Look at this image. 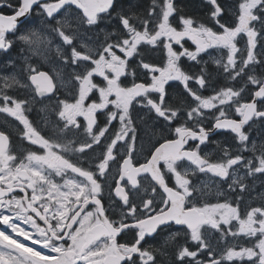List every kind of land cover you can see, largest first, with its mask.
I'll return each instance as SVG.
<instances>
[{
    "label": "snow or ice",
    "instance_id": "snow-or-ice-1",
    "mask_svg": "<svg viewBox=\"0 0 264 264\" xmlns=\"http://www.w3.org/2000/svg\"><path fill=\"white\" fill-rule=\"evenodd\" d=\"M204 4L0 0V264H264V0Z\"/></svg>",
    "mask_w": 264,
    "mask_h": 264
},
{
    "label": "flooded vegetation",
    "instance_id": "flooded-vegetation-1",
    "mask_svg": "<svg viewBox=\"0 0 264 264\" xmlns=\"http://www.w3.org/2000/svg\"><path fill=\"white\" fill-rule=\"evenodd\" d=\"M150 2V0H141L142 5L146 6L148 3ZM230 2V0H229ZM176 3L178 5V7H180L181 9H183V13L185 15H189L192 16L198 20H205V14L207 12V8L204 4V0H176ZM3 13L5 14H10L11 10L4 8L2 9ZM23 21V18H21ZM35 19V17H29V20H33ZM24 23H27L26 21L23 22L21 24V27L23 28ZM115 22L113 21L111 24H109L108 26V30L111 31L112 27L114 26ZM102 27H104V24L101 25ZM11 38V37H10ZM103 38V36L101 35V39ZM190 47H194L191 45L190 42H188V45ZM19 53V45H17L16 47H14L12 50H10L9 53L4 54V53H0V64H3L6 60L8 59H12L15 58ZM205 59H207V56H205ZM187 63V62H186ZM210 68H214V65H209ZM123 79V78H122ZM97 82L99 83L100 80L99 78H97ZM125 83H128L127 80H125ZM93 99H96V96L92 97ZM34 115V114H33ZM103 121V117H101V122ZM11 130V129H10ZM255 135V133H254ZM13 138H14V142L17 144V146L19 145V141L18 139L15 137V132L13 131ZM226 139V135L224 133H217L215 135H213L211 137L212 141H223ZM150 147L149 143L147 142V140L144 141V151L146 152L147 149ZM216 146L213 143H209L208 147L205 149V151H211L212 149H214ZM261 180H264V178H260L256 181V188L255 191H253L250 195L252 197H255L257 193L264 191V183L261 182ZM263 184V185H262ZM257 203H259V201H256ZM123 242V241H122Z\"/></svg>",
    "mask_w": 264,
    "mask_h": 264
},
{
    "label": "bare ground",
    "instance_id": "bare-ground-1",
    "mask_svg": "<svg viewBox=\"0 0 264 264\" xmlns=\"http://www.w3.org/2000/svg\"><path fill=\"white\" fill-rule=\"evenodd\" d=\"M206 18V17H205ZM263 185V184H262Z\"/></svg>",
    "mask_w": 264,
    "mask_h": 264
}]
</instances>
